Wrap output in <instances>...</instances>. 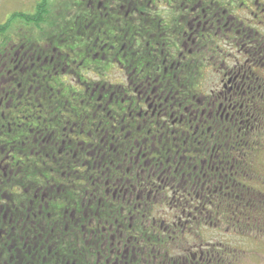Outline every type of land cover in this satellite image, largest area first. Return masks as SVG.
I'll return each mask as SVG.
<instances>
[{"label": "flooded vegetation", "instance_id": "flooded-vegetation-1", "mask_svg": "<svg viewBox=\"0 0 264 264\" xmlns=\"http://www.w3.org/2000/svg\"><path fill=\"white\" fill-rule=\"evenodd\" d=\"M261 155L264 0H0V264H248Z\"/></svg>", "mask_w": 264, "mask_h": 264}, {"label": "trees", "instance_id": "trees-1", "mask_svg": "<svg viewBox=\"0 0 264 264\" xmlns=\"http://www.w3.org/2000/svg\"><path fill=\"white\" fill-rule=\"evenodd\" d=\"M250 194L251 195H255V196L262 197V194L259 193V192H256V191H253ZM260 206H261V208L264 209V201L260 204ZM260 226L262 227L261 224H260ZM141 229L143 230L142 226H141ZM76 233H79V235H77V237H76V241L74 243V246H71L70 247V251L68 253H64L63 251L61 252V259L62 260H67L69 258H73L76 254H78V255H80L82 257H85L86 256V255H81V250H83V248H85L84 243H85V240L88 241V237L86 236V233H83L80 230H78ZM144 236H146L145 237V240H146L147 237H148V234L146 232L145 233L142 232L141 234L138 233V235L136 236V238L137 239L139 238L140 243H141V242H145L144 241ZM134 238H135V236H133V234H131L129 237L125 235V239H126L125 245H127L129 247L135 246L138 241L134 243ZM128 241H129V243H127ZM64 244H66V243H64ZM158 244L162 245L159 242H158ZM93 258L95 259V257H93ZM88 259H91V257H88ZM105 259H108L111 262L116 263V264H138L136 262V260H135L134 254H132V253H130L128 257L124 258L123 263H120L121 262V259L120 258H118L119 262H116L117 261V258H112L109 253H108V255H107V257ZM143 262L144 261L142 260L139 264H143Z\"/></svg>", "mask_w": 264, "mask_h": 264}, {"label": "rangeland", "instance_id": "rangeland-1", "mask_svg": "<svg viewBox=\"0 0 264 264\" xmlns=\"http://www.w3.org/2000/svg\"><path fill=\"white\" fill-rule=\"evenodd\" d=\"M257 160L264 166V155L259 156ZM260 189L264 193V186ZM242 248L248 251V264H264V231L250 232L248 242Z\"/></svg>", "mask_w": 264, "mask_h": 264}]
</instances>
